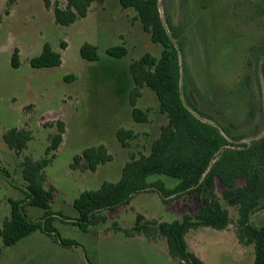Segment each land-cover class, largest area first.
I'll list each match as a JSON object with an SVG mask.
<instances>
[{"label": "rangeland", "instance_id": "374dc122", "mask_svg": "<svg viewBox=\"0 0 264 264\" xmlns=\"http://www.w3.org/2000/svg\"><path fill=\"white\" fill-rule=\"evenodd\" d=\"M57 1L65 4V0ZM6 2L0 0V226L10 213L8 200L24 197L23 157L46 158L55 123L60 121L65 124L63 142L44 169L45 185L54 188L50 224L60 239L74 245L64 247L40 231L12 246H4L0 240V264H180L170 257L164 238L149 241L142 235L127 236L123 230L133 226L138 214L163 222L193 216L203 206L195 195L163 201L156 190H149L133 195L128 204L103 212L105 224L84 232L71 223L77 217L74 199L83 191L98 189L104 181L116 182L131 156L148 153L150 142L165 124L148 88L141 90L137 100L138 108L150 110L147 123L134 122L129 104L133 88L130 63L147 53L158 58L161 47L150 41L134 11L122 9L118 0L93 4L85 18L70 26L57 25L53 12L41 0H16L8 14ZM160 13L171 27L168 30L174 43L181 45L185 87L181 94L188 98L184 101L190 112L202 123L233 130L234 137L230 136L233 139L227 140L225 148H237L264 136V0H160ZM44 43L61 54L60 66H30V59L41 53ZM84 43L97 46L98 62L80 57ZM118 45L126 48L125 57L106 54L107 48ZM252 48L258 59L252 57ZM15 49L19 51L18 68L10 64ZM245 76L249 81L245 92L254 99L250 117H246L243 96L233 109L225 106L236 102L230 91L239 90ZM211 101L216 110H225L224 115L215 111ZM12 128L25 129L31 135L21 155L2 140ZM118 128L137 135L128 147L116 139ZM99 144L108 149L111 162L95 172L71 169L75 156ZM147 181L167 189L177 184L176 179L164 175H151ZM221 189L217 183L218 194ZM228 210L231 224L225 230L202 227L185 237L189 249L204 264L253 263L252 247L240 245L235 237L237 212L231 207ZM25 212L35 222L44 215L42 209L28 205ZM251 221L264 225V210L256 212Z\"/></svg>", "mask_w": 264, "mask_h": 264}, {"label": "trees", "instance_id": "16d2710c", "mask_svg": "<svg viewBox=\"0 0 264 264\" xmlns=\"http://www.w3.org/2000/svg\"><path fill=\"white\" fill-rule=\"evenodd\" d=\"M15 1L7 0L6 14ZM41 1L47 10L53 12L57 25L70 26L85 18L93 4H102L106 0H65L63 6L57 0ZM118 3L122 9L134 11L135 19L149 35L150 41L161 47L158 58L147 53L129 65L133 83L129 94L132 119L136 123L149 121L150 110L137 107L141 90L148 88L154 93L158 111L166 122L159 128L158 136L150 142L148 153L131 156L116 182L104 181L98 189L83 191L74 199L73 207L77 217L71 223L84 232L88 227L105 224L107 217L103 212L128 204L133 195L149 190H156L163 201L195 195L203 203L195 215H184L180 220L163 222L145 219L138 214L133 226L123 232L127 236L142 235L149 241L164 238L170 257L180 264H204L189 249L185 237L190 231L202 227L225 230L231 224L228 210L231 207L237 212V242L244 247H252V264H264V225L257 226L251 221L256 212L264 210V136L250 144L225 148L229 145L227 140L233 139L230 137L233 130L200 122L185 104L184 100L188 98L185 96L183 99L181 94V89H184L183 93L185 91L184 81H181L184 70L180 58L181 45L174 43L168 30L170 25L162 19L160 0H118ZM61 47L64 49L66 44L62 42ZM105 52L116 59L127 55L123 45L107 48ZM253 52L256 51L252 48V57L256 58ZM79 55L89 62L99 61L97 46L89 43L80 47ZM255 61L257 66L258 61ZM29 63L34 69L53 68L62 64V58L59 52L44 43L41 53L31 58ZM10 64L12 68L19 67L17 49L12 54ZM261 75L264 79V61L261 64ZM247 77L240 82L239 90L230 91L236 102L225 106L230 107L229 110L233 109L243 96L242 101L248 111L246 117H250L254 99L245 92L249 85ZM240 90L242 95H239ZM233 92L237 95H232ZM210 103L214 108L217 107L213 101ZM215 111L224 115L225 110L215 108ZM55 128L56 133L50 137L45 151L46 158L34 160L30 156L23 157L21 176L27 185L22 199L8 200L10 213L0 226V240L4 246H12L37 231L52 237L64 247L74 245L71 241L60 239L50 224L53 217L50 203L54 188L45 185L44 169L52 162L63 142L65 124L57 121ZM115 135L122 147H128L137 137L132 130L125 128H118ZM2 140L10 150L21 155L27 149L31 135L25 129L12 128L2 135ZM112 160L105 145L99 144L75 156L71 169L95 172L99 166ZM151 175L176 179L177 184L167 189L161 183H148L147 179ZM217 183L222 186L219 194ZM26 205L42 209V220L35 222L29 219L25 212ZM1 252L0 246V255Z\"/></svg>", "mask_w": 264, "mask_h": 264}, {"label": "crops", "instance_id": "0c3cea01", "mask_svg": "<svg viewBox=\"0 0 264 264\" xmlns=\"http://www.w3.org/2000/svg\"><path fill=\"white\" fill-rule=\"evenodd\" d=\"M155 138V137H154ZM4 218V217H3Z\"/></svg>", "mask_w": 264, "mask_h": 264}]
</instances>
